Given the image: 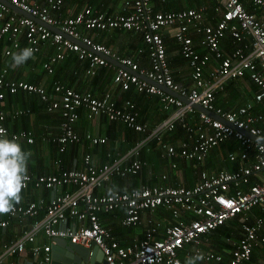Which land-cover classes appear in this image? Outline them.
Here are the masks:
<instances>
[{
  "label": "built area",
  "instance_id": "1",
  "mask_svg": "<svg viewBox=\"0 0 264 264\" xmlns=\"http://www.w3.org/2000/svg\"><path fill=\"white\" fill-rule=\"evenodd\" d=\"M4 2L29 17L13 11ZM123 2L129 14L113 15L84 6L79 12L65 16L66 0H0V44L7 43L3 47L4 58L12 60V53L21 51L22 42L26 41V48L34 49L33 60L40 53L46 52L49 56L42 63L47 76L55 74V67L68 52L90 60L92 74L98 68L111 67L109 59H117L121 64L114 76L117 87L124 92L134 90L142 95H154L166 111L174 108L168 119L151 128L138 123L140 114L131 99L118 104L110 91L96 95L61 84H54L50 93L45 85L16 79L7 66L2 68L0 107L3 108L8 93L26 92L39 97L48 113L62 116L58 134L42 138L48 143L60 144L62 154L69 145L79 146L85 141L93 146L107 143V138L91 133L81 137L75 131L81 110L87 111L89 120L104 118L121 122L146 137L123 158L101 168L93 164L92 155L87 153L83 170H69L58 162L57 174H28L23 191L31 186L37 190L61 187H75V190L56 195L50 201L41 198L18 204L14 213L0 219V233H6L13 224L17 228L11 241L0 244V264H50L56 239L85 248L97 246L106 264H185L181 259L183 251L188 257L202 254L204 259L197 264H253L255 252L264 247V0H213V6L202 4L176 12H157L152 0ZM247 6L253 11H248ZM114 30L133 31L141 36L148 52L149 68H142L132 57L120 59L114 50L87 35V32ZM167 37L178 45L188 63L191 74L185 84L174 79ZM227 40L233 46L230 51L225 48ZM142 77L170 88L224 121L199 113ZM247 78L258 88L253 97L235 109L219 107L217 95L230 82H244ZM30 112L18 110L14 118ZM6 115L0 108V129L7 137L34 144L31 131L9 132L4 125ZM178 124L189 137L174 144L165 136L175 133ZM241 131L263 142L254 141ZM154 140L161 158L171 162L173 169L177 168V160L200 166L213 150L230 141L239 148L228 152L226 161L239 166L224 169L194 187L170 185L165 175L161 178L164 184L117 191L118 200L108 199L102 191L114 178L138 176L148 167V162L141 159V152ZM130 159L132 163H128ZM134 191L139 195L133 196ZM159 209L170 212L174 223L167 224L164 216L148 218L143 239L130 245H122L114 232L101 222V215L123 210L122 226L134 228L142 223L145 214L153 215ZM256 211L261 215L255 214ZM237 217H240L239 237L226 239L231 246L229 251L203 247V238ZM41 237L48 242L39 243ZM7 259L12 261L9 263Z\"/></svg>",
  "mask_w": 264,
  "mask_h": 264
},
{
  "label": "crops",
  "instance_id": "2",
  "mask_svg": "<svg viewBox=\"0 0 264 264\" xmlns=\"http://www.w3.org/2000/svg\"><path fill=\"white\" fill-rule=\"evenodd\" d=\"M123 1L124 0H93L95 7H104L106 12L113 13V15L129 14L130 10L125 8ZM200 1L201 0H152L155 10L156 8L161 9V7H164L165 5V7L168 8V11L173 12L191 8L193 7L192 5H198ZM185 4H187L188 7L184 6ZM71 9H73V11L70 14H74L79 10L77 9V6H73ZM98 10L102 9L99 8ZM262 14L263 13L261 11L260 15ZM87 35H89L97 43L105 44L107 47L114 50L119 58L134 56L137 62L140 61V65L142 61V68L150 67L149 60H146V63H144V61L140 59L139 55L142 54L140 52H145L146 48L142 42L141 37L137 33L133 31L114 30L111 32L103 33L87 32ZM166 39V43L168 46L169 64L173 71L174 79L177 83L185 84L188 81L187 79L190 78L191 74V71L188 69V63L181 56L178 45L175 44L171 38L167 37ZM229 44H231V42H226L225 44V48L228 51L233 49V47H229ZM4 45H7V43L2 42L0 44V71L2 68H4V66H7L8 68L12 66L11 60L3 57L2 52ZM48 51L50 53H53L54 50L52 48H48ZM44 55H46V52L44 53ZM48 57L39 59L37 64H35L37 65L36 68L38 67L37 70L41 69L42 63L46 61ZM71 65H73L71 62H66L64 64L63 62H61L59 67L55 71V74L51 77H42L44 80L40 84L45 85L50 93L53 92V86L55 82H60L61 84L65 82L67 84L66 86L73 88L81 86L86 88L85 91H93L96 94H102L110 91L113 94V97L120 103L127 99L133 100L137 105L141 121L143 120L144 124L149 125V127L154 128L158 126L162 121H164V118L158 121L165 113L161 110L162 105H160L161 102L159 98L154 95H142L135 92L134 90H131L129 92L122 91L114 84L115 71L113 68L106 69V72H108L109 76L105 81H98L96 79L92 80V82H87L86 78H79L75 75V73L73 74L76 66ZM12 69L14 72V68ZM28 69L26 67L25 69L22 67L16 68L17 71L25 72V76L31 74ZM16 73L13 74L16 75ZM11 76L13 77L12 72ZM36 77L38 78L40 77V75L37 74ZM254 89H256V86H254ZM254 89L250 88L249 91V86L242 83L241 97L238 99V101L234 102L231 109H235L239 106L244 105L243 103L248 101L250 95H252L251 93L254 92ZM33 99L36 98L32 97V100ZM7 102L9 103V98L7 99ZM29 102L31 103L30 100ZM16 104L17 102L13 97V101L10 106H6L7 110H14L15 108L24 109L19 108L21 106L20 104ZM26 110L28 109L26 108ZM172 111H174V108H172V110L169 112V115ZM80 113L81 119L77 126L83 134L86 131L93 134L94 136L107 138L108 140L107 143L102 144L101 146H93V144H90L86 141L78 147L69 145L66 151L67 156L66 158L64 157L63 163H61V165L66 169L83 170L84 156L87 153L92 155L93 164L98 168H101L103 165L110 163L115 159L123 158L126 154H128V152H130L132 148L136 146V144L143 137L140 134L131 132L132 130L130 131V129L121 122H110L104 118H99L97 120L91 121L87 118L86 110H81ZM8 122L9 127L15 131L16 129H25L26 127L29 128V131L33 132L34 134L36 133V135L38 136L36 138V150H28L32 153L28 162V174L53 175L58 173V164L56 163L57 153L55 151L54 144L51 142L48 143L46 141H43L42 139L43 136L48 134H58L60 125L57 118L48 117L46 113L41 111L40 113H33L32 117H30L28 121L20 120L17 121L18 123L16 122V125L14 123L15 121L13 122V120H9ZM165 139H168L167 141L171 143L178 144L179 142H181V135L178 134V131L176 130L175 133L172 134V138L165 137ZM235 144L237 145V143ZM229 145H231V141L213 150L206 158V160H204L200 164V166L196 167L194 163L176 161L177 168L173 169L171 166V162L164 161L161 158L160 151L157 149V146H155V143L153 142L151 145L146 146L141 152V159L148 162V167L146 166L144 170L135 177L129 176L127 178H114L113 181L108 184L106 186V189L102 192L107 193L108 188L113 186H115L119 192H127L140 186L164 184V181L161 178L165 175L169 177L170 185H184L186 187H194L200 182L204 181L207 178H210L211 176L219 173L224 169L238 168L239 163L236 165H230L226 161L228 156L227 154L228 152H230ZM128 163H132V160L130 159ZM74 190L75 187H61L56 190H37L36 188L31 186L27 191L22 192L23 200L20 205L38 201L41 198L45 199L46 201H50L56 195H61L69 191L73 192ZM156 213L153 215L145 214L143 216L142 223L134 228H124L122 226L121 220L125 216V212L123 210H117L112 215L102 216L101 222L103 226L112 229L114 233H116V237L117 239L119 238L118 240L122 245H130L135 241H141L143 239L144 232L147 229L148 218L152 217L154 219H161L164 216L167 223L172 222V219L168 216L167 213L162 211ZM5 218L6 215H0V219ZM138 228L142 229L141 232L135 231V229ZM16 231V224H13L9 228V230L6 231V233H0V244L2 242L11 241L13 239L12 237L16 235ZM39 241V243L48 242L43 237H41ZM186 258H188V255L185 253V251L181 252V259L185 262ZM6 261L10 263L12 259H7Z\"/></svg>",
  "mask_w": 264,
  "mask_h": 264
},
{
  "label": "trees",
  "instance_id": "3",
  "mask_svg": "<svg viewBox=\"0 0 264 264\" xmlns=\"http://www.w3.org/2000/svg\"><path fill=\"white\" fill-rule=\"evenodd\" d=\"M41 1V0H40ZM66 7H65V10L64 13L66 14L65 16L68 15V10L70 8H72L73 6H77V9L78 12L84 7V6H88V7H94V8H101L102 10H99L100 12H106L105 8L104 7H95V4L93 2V0H66ZM202 4H208L210 6H213V0H201L199 2L198 5H192L193 7H199L201 6ZM168 8L165 7H161V9H157L156 8V11H168L167 10ZM247 9L248 11H253V8L251 6H247ZM258 11V10H256ZM260 13V11H259ZM141 37V36H140ZM142 39V38H141ZM144 46H145V43L144 41L142 40ZM167 42V41H166ZM226 42H231L230 40H227ZM231 46V47H230ZM226 47V46H225ZM229 47L232 48V44H229ZM26 48V41H23L22 42V49ZM146 48V46H145ZM21 49V50H22ZM146 50V49H145ZM1 51V49H0ZM54 52V51H53ZM45 53V52H44ZM44 53H40L38 56H36L38 59L37 60H33V59H29L25 64H23V66H20L22 68L25 69V67L28 69V71L31 73L30 75L28 76H25L24 73L25 72H22V71H17L16 68L14 69V72H13V67H9V70L12 72V75L14 78L16 79H20V80H24V81H27L29 83H32V84H40L43 82V78L42 77H47V74L45 71H43L42 67L40 70H37L35 64H37V62L39 61V59L41 58H46L48 57L47 55H44ZM51 54H54V53H51ZM140 59H142L144 61V63H146V60H149L148 59V52L145 51L143 54H140ZM128 57H132L135 59L134 56H128ZM123 58V57H122ZM63 64L66 63V62H71L73 65L71 66H76L75 69H74V72L73 74L75 73L76 76H78L79 78H86V81L89 82L92 80H98V81H105L106 79H108V72H106V69L108 68H98L96 69V73L95 74H92V68H91V61L90 60H85V59H82L80 57V55L78 53H74V52H68V54L65 56V59L62 61ZM140 62V61H139ZM11 63H12V60H11ZM61 62L58 63V65L55 67V71L57 70V68L59 67ZM32 65V66H30ZM141 65H142V61H141ZM5 67V66H4ZM36 70V71H35ZM42 70V71H41ZM111 70V69H109ZM190 70V69H189ZM115 71V70H114ZM17 72V73H16ZM28 72V73H29ZM42 72V73H41ZM13 73H16V75H14ZM40 75V77H36V75ZM81 75V76H80ZM51 77V76H50ZM56 81V80H55ZM54 81V82H55ZM53 82V83H54ZM90 82V83H91ZM64 83V84H63ZM62 84L60 82H55L54 84H61L63 86H65L66 88H73V87H68L66 86L67 84L65 82H63ZM244 83L246 84L247 86H249V91H250V88L254 89V84H252V82H250V80L247 78V80H245L244 82H230L227 86H226V90L219 93L217 95V104L219 105V107H222L223 109L225 110H231V107L232 105L234 104L235 101H238V99L241 97V84ZM92 84V83H91ZM75 90H78L79 92H82V91H85L86 88L84 87H76V88H73ZM252 91V90H251ZM258 89L256 87V89H254V93L257 92ZM91 92V91H89ZM93 92V91H92ZM253 92V91H252ZM94 93V92H93ZM96 94V93H95ZM252 94V93H251ZM98 95V94H96ZM13 97L15 98V101L17 102L16 105H21L19 108H24V109H14V110H7V107L6 106H10V104L12 103L13 101ZM32 97L36 98V99H33L32 100ZM253 96L250 95V98L248 100H250ZM9 98V103L7 102V99ZM31 101V103L29 102V100ZM7 102V103H6ZM118 104H120V102L117 101ZM246 103V102H245ZM243 103V104H245ZM161 105V103H160ZM17 107V106H16ZM1 109H4L6 112H7V115H6V121L4 122V125L8 128L9 132H12V133H19L20 131H27L29 132V128H26L25 129H21V130H13L9 127L8 125V121L9 120H13V122L15 123L16 125V122L17 121H20V120H23V121H28L30 119V117H32L33 113H40L41 111H43L44 113L47 114L48 117H55L57 118L59 124L62 120V116H60L59 113H54V114H51V113H48L46 111V109L44 108V105L42 104L41 100L39 97L35 96V95H32V94H28L26 92H20L18 93L17 95H12V94H7V97H6V100H5V104L2 107H0ZM26 108L28 110H32L29 114H26V115H22L20 117H16L14 118V115H15V112L18 111V110H26ZM161 110L164 113V115L162 116L161 119H159L158 121L162 120L164 118V120L166 118H168L170 115H169V112L170 111H166L162 108L161 106ZM13 118V119H12ZM88 118V117H87ZM89 120V118H88ZM107 120V119H106ZM92 121V120H91ZM80 122V121H79ZM163 122V121H162ZM18 123V122H17ZM26 123V122H25ZM138 123H144L143 120L141 121V119L138 118ZM149 126V125H148ZM130 129V128H129ZM13 130V131H12ZM132 130V131H131ZM75 131L81 136V137H85L87 133L89 132H84V134L82 133V131L79 130L78 126L75 127ZM131 132H135L137 134H140L142 135V139H144L146 137V135L142 134V133H138L136 132L135 130L133 129H130ZM177 131H178V134L181 135V141H185L188 139L189 137V133L186 131V130H183L180 126V124L177 125ZM34 138H35V143L30 145V144H27L25 141H18L21 145H24L22 146L23 149L25 151H28V150H36V138L38 137L36 135V133L34 134ZM57 135V134H56ZM174 136V135H173ZM166 138H169L171 137L172 138V134L170 133H167V135L165 136ZM174 138V137H173ZM85 140V138H84ZM168 140V139H166ZM87 142V141H86ZM155 143V146L156 145V141L154 140L153 141ZM54 144V147H55V151L57 153V157H56V163L58 162H61L63 163V159L64 157L66 158L67 154L66 152L64 154L60 153V144ZM27 146V147H26ZM99 146V145H98ZM101 146V145H100ZM78 147V146H76ZM239 146L238 144L236 145L234 142L231 141V145H229V150L230 151H236L238 150ZM158 149V148H157ZM159 150V149H158ZM160 151V150H159ZM145 158V157H144ZM177 161H181V160H177ZM185 162V161H184ZM187 163V162H186ZM57 174V173H56ZM131 177H135V176H131ZM118 191V190H117ZM165 212L168 214V216L171 215L170 212H167L166 210H163V209H159L157 210L156 212ZM116 212V211H115ZM155 212V213H156ZM154 213V214H155ZM255 214L257 215H261V212L259 211H256L254 212ZM113 214V213H112ZM110 214V215H112ZM157 214V213H156ZM102 216H106V215H101ZM172 223H174V221H172ZM169 224V223H167ZM239 225H240V217H237L234 221L228 223L227 225L225 226H222L220 228H218L217 230H215L214 232H212L211 235L203 238V241L205 243V245H203V247L205 249H209V248H212V250H215V251H229L231 249V246L226 242V239L228 238H232V237H235V238H238L239 235H238V229H239ZM112 230V229H111ZM113 231V230H112ZM114 232V231H113ZM116 235V233H114ZM235 235V236H234ZM119 239V238H118ZM253 264H264V247H261L258 251L255 252L254 254V257H253Z\"/></svg>",
  "mask_w": 264,
  "mask_h": 264
},
{
  "label": "clouds",
  "instance_id": "4",
  "mask_svg": "<svg viewBox=\"0 0 264 264\" xmlns=\"http://www.w3.org/2000/svg\"><path fill=\"white\" fill-rule=\"evenodd\" d=\"M70 13L71 12H68L67 16L72 15ZM11 58L12 67L14 69L18 68L29 59L35 58L34 49L31 47L24 48L19 52L12 53ZM121 58L122 57H120V59ZM108 61L111 67L104 68H113L116 73V69L121 67L120 61L117 59L114 60L118 63V66L111 63L110 59ZM31 155V151H25L15 137L9 139L5 131L0 129V215L14 213L16 205L22 202V192L27 187V181L29 179L28 162ZM138 195V192H133V196ZM107 198L110 200L119 199L115 186L108 188ZM203 259L204 256L202 254H197L196 256L186 258L185 264H197L198 261H202Z\"/></svg>",
  "mask_w": 264,
  "mask_h": 264
},
{
  "label": "water",
  "instance_id": "5",
  "mask_svg": "<svg viewBox=\"0 0 264 264\" xmlns=\"http://www.w3.org/2000/svg\"><path fill=\"white\" fill-rule=\"evenodd\" d=\"M4 4L8 5L13 11L19 12L20 14L29 17L28 14H25L24 12L18 10L8 2H4ZM110 62L118 66V63H115L116 61L110 59ZM142 79L147 80L149 83L153 85H156L158 88L167 92L169 95L174 96L177 99L184 102V104L191 105V107L194 108L199 113H204L215 119L223 120L220 116L204 109L201 105L192 104L189 99L181 96L176 92H173L171 89L167 88L166 86L164 85L161 86L155 83L154 81L149 80L146 77H142ZM241 132L256 142H261V143L263 142L261 138L254 137L247 131H241ZM52 258L53 259L50 264H106L104 260V254L102 251L99 250L97 246H93L92 248H85L81 245L74 244L65 239L55 240V244L52 246Z\"/></svg>",
  "mask_w": 264,
  "mask_h": 264
},
{
  "label": "rangeland",
  "instance_id": "6",
  "mask_svg": "<svg viewBox=\"0 0 264 264\" xmlns=\"http://www.w3.org/2000/svg\"><path fill=\"white\" fill-rule=\"evenodd\" d=\"M184 6L188 7L187 4H185ZM141 230H142L141 228L135 229L136 232H141Z\"/></svg>",
  "mask_w": 264,
  "mask_h": 264
}]
</instances>
